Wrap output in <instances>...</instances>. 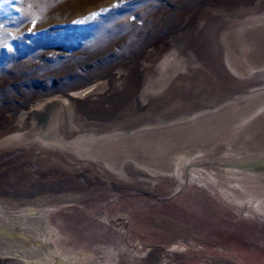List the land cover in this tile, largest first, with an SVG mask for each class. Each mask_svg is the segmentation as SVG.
<instances>
[{
  "label": "rangeland",
  "instance_id": "obj_1",
  "mask_svg": "<svg viewBox=\"0 0 264 264\" xmlns=\"http://www.w3.org/2000/svg\"><path fill=\"white\" fill-rule=\"evenodd\" d=\"M263 13L264 0H0V133L19 129L43 144L0 146V207L15 215L9 224L45 239L48 255L36 263L264 264V218L190 182L192 165L168 182L148 167L264 147V119L250 123L262 110L236 131L264 96L249 107L231 101L264 80L246 75L264 71V26L240 27ZM167 52L196 73L145 92ZM95 84L73 101L93 136L64 137L59 101L39 103ZM179 118L183 127L165 134L173 125L162 121ZM92 138L106 139L107 155L95 153ZM119 242L131 255L113 250Z\"/></svg>",
  "mask_w": 264,
  "mask_h": 264
},
{
  "label": "bare ground",
  "instance_id": "obj_2",
  "mask_svg": "<svg viewBox=\"0 0 264 264\" xmlns=\"http://www.w3.org/2000/svg\"><path fill=\"white\" fill-rule=\"evenodd\" d=\"M262 26H264V13L248 16L240 24L241 29H245L248 27H254L258 29L260 27L262 28ZM238 31L240 33L242 32V30ZM223 43H226L224 36ZM227 63L231 67V70L238 74L237 70L235 69V66L233 65V63L230 62L229 59H227ZM144 65H147L146 61H144ZM155 70L157 71L158 77L153 81L152 86H146L145 92H148L149 90L158 91L164 89V87L168 85V83L172 80L175 74H195L197 71V66L193 62L188 60L186 57L178 54L177 52H167L155 65ZM146 72L147 70H145V73ZM263 74L264 71L262 70H248L246 73V75L253 77H259ZM149 81L150 79H148V82ZM99 85L100 84H95L84 90L72 91L67 94V96L59 95L53 98H49L45 101L40 102L38 106H42L53 100L59 101L58 103H60L62 109V117L60 119V122L61 124H63L64 127V137L79 138L83 135L91 137L93 136V134H91L90 132H85L87 131V129L85 128L86 124L80 122L74 114L73 101L74 99L82 98L84 95L92 91H97ZM263 96L264 80L260 82V85L258 87H252L250 90L246 91V94L234 96L231 101H233L234 103L237 102V104L245 103V105H247L246 107H249L253 102H255V100H259V98ZM235 107L236 106H234L233 108ZM30 109H32V107ZM263 109L264 103L256 106V108H254L252 112L242 118V120L239 122V126L236 128V131H240L244 127H247L245 125H248V123H246L245 120H248L251 117H255L254 114L257 115V113H259L261 110L262 112H260L254 120H251L250 123L263 120ZM218 116L219 115H217V113L212 114L199 121L202 123H204V121L209 122L213 119L218 118ZM184 119L185 118H179L174 120L172 123L162 121L163 125H173L162 130L165 134H171L173 131L177 129L179 130L180 127H183L175 126V124ZM105 141L106 139L104 138H92L89 146L95 149L94 151L96 154L105 156L107 154L102 151V145H105ZM65 143L71 144L74 150L77 149L78 144H76V142L73 143V141H66ZM8 145H22L24 147L43 148V144L41 141H34L25 138L23 133L19 129L10 132L0 133V146L4 147ZM247 152L248 153H242L241 156L233 157L227 160H210L194 163L198 157L192 156L178 158L177 164L173 167H148L157 171V175H155L154 177L168 182L171 178L182 179V176L185 173V166L192 165L191 170L187 174L188 180L190 182L203 188L214 190L213 193L218 194L220 197L225 199V201H227L229 205L233 207L240 208L244 212L259 215L260 217L264 218V147L253 148ZM55 156L57 157L58 163H61L60 159L62 154L56 151ZM113 161L114 160H112V162ZM113 164L116 165L118 168H121L123 165L117 164L116 162H113ZM127 166H130V163H127ZM137 170L144 173H146L147 171L144 168H139ZM154 185L155 183L152 182L150 186L154 187ZM14 216L15 215H8L6 218H8V220L11 222L13 221ZM161 226L167 229L170 236L183 237V232L179 228H177L174 223L171 224V228L166 222H163ZM33 237L36 238L35 235ZM36 240L39 243H42L45 239L36 238ZM6 247L7 246L3 245L2 248H0V264H38L36 263L37 259L42 256L41 250L37 248H30L29 251L26 249H11ZM113 250L127 256L130 254L128 248L123 242H119Z\"/></svg>",
  "mask_w": 264,
  "mask_h": 264
},
{
  "label": "water",
  "instance_id": "obj_3",
  "mask_svg": "<svg viewBox=\"0 0 264 264\" xmlns=\"http://www.w3.org/2000/svg\"><path fill=\"white\" fill-rule=\"evenodd\" d=\"M10 213L13 212L2 210V208L0 207V248H2L3 245L7 246L6 248L26 249L29 251L30 248H37L41 250V255L47 256V243L45 242V240L42 243H39L36 238L33 237L34 235L31 231L22 229L17 225L9 224L10 221L6 217ZM32 214H35V212H32ZM58 259L57 261H59V263L62 262Z\"/></svg>",
  "mask_w": 264,
  "mask_h": 264
},
{
  "label": "snow or ice",
  "instance_id": "obj_4",
  "mask_svg": "<svg viewBox=\"0 0 264 264\" xmlns=\"http://www.w3.org/2000/svg\"><path fill=\"white\" fill-rule=\"evenodd\" d=\"M3 3H9L10 0H2ZM102 11H106V10H102ZM99 13H93L92 17L94 18L96 15H98Z\"/></svg>",
  "mask_w": 264,
  "mask_h": 264
}]
</instances>
